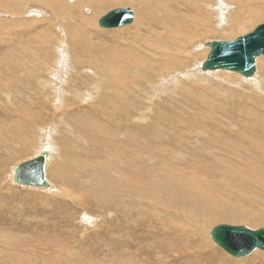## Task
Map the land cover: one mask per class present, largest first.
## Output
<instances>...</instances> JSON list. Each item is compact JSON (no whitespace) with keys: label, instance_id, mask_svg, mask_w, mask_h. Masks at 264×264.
I'll use <instances>...</instances> for the list:
<instances>
[{"label":"rangeland","instance_id":"374dc122","mask_svg":"<svg viewBox=\"0 0 264 264\" xmlns=\"http://www.w3.org/2000/svg\"><path fill=\"white\" fill-rule=\"evenodd\" d=\"M68 1L77 3L81 0ZM163 2L164 0H162ZM182 2L180 1L178 4V10L194 17L195 23L192 25L189 23L190 18L187 19L181 24L180 35L176 40L169 39L175 45L174 51L168 58L158 57L157 52L164 51L165 45L160 50L154 45L147 52L148 57L142 61L143 64L133 68L128 73L132 77L129 102L135 119L126 122L122 127L121 134L116 137L111 136L110 132L101 126L102 129L96 130L93 137L89 138L87 133L89 123L86 126V123L89 122L87 114H95L96 112L102 114L105 105L111 107L112 101L104 95L103 98H98L96 89L92 91L90 98L84 97L79 100L68 93H73L80 86L77 79L86 80L87 77L91 81L88 79L86 84L89 83L95 87H100L103 84L109 85L107 78L110 76V72L114 79L121 75L119 73L123 68L120 67L118 70L120 65L112 63L114 55L109 53L107 48L104 49L105 51L100 50V53L92 48L94 57L84 58V62L87 60L86 64H89V67L80 63L79 68H77L75 66L77 62L73 60L71 54L70 35L68 36L71 33V28L67 29L70 18L66 20L57 18L51 9L44 8V5L36 4V2L0 0V22L4 23V25L0 23V234H3L0 235L3 237L0 238V264H151V257L146 256L145 251L143 252V245H145L143 240L141 239L140 242L142 243L140 244L137 239L138 234H135L133 238L131 234H127L129 225L143 224L142 220L133 218L136 213H141L143 218L154 221L156 227L153 228L152 235L159 232H166L170 235L174 233L176 237L190 235L189 240H192V244L198 250L190 253L191 248L189 246L188 254L177 255L174 264L242 263L238 260L247 261H243V264H264L262 257L258 261H251L255 251L246 257L235 258L231 256L213 241L210 234L211 229L220 224L259 229L264 227V222L258 223L251 219L240 220L235 217L219 215L207 228L195 232L198 228L195 227L194 221L191 220L190 227V223L185 219V212L177 209L176 206L179 202L177 197L182 194L184 196L192 195L196 201L202 196L212 200L213 195H215L218 199L220 198L218 201L231 205L234 203L233 196L240 191L241 187L240 194H237L239 195L238 201L247 204V192L250 189L255 192L262 189L250 176L251 171L248 168L255 167L252 170L258 172L257 174L264 180V162L261 165L259 156L256 157L255 163L249 157L254 152L251 150L255 143L252 138L258 137L257 139L264 140L260 133H254L253 130L255 129L252 128L256 124L253 112L259 111L264 114V98L258 93L252 92L253 87H257L256 84L264 86V82L260 81L263 76L261 72L264 56L257 59V71L251 78L228 71V73L235 74L236 77L230 83L223 81L225 79L219 74L222 71H207V73L201 69V65L210 52V47L205 46V44L210 41L234 40L251 32L257 25L264 23V17L260 16L246 31L239 32L238 29L234 34H229L228 28L238 24L227 22L220 27L222 23L217 11H224L222 13L225 14L227 20L237 10L235 4L225 0H209V6H205L199 0H193V9H188ZM219 2H222L228 10L219 8ZM123 7H130L134 10L135 20L132 24L119 27V29H107L99 26L100 17L110 10ZM83 8V13H92L90 7ZM257 9L258 7H247L246 14L249 16L250 13H253L252 11ZM202 11L207 13L210 22L207 25L208 31L205 36L199 34L203 28V23L200 20ZM14 12L16 13L14 14ZM137 17V10L131 5H119L104 10L96 16L92 24L93 30L83 33L82 38L77 41V50L85 56L82 46L94 37L102 38L103 40L100 39V41L103 46L112 47L114 42L111 39H115L113 33H123L125 36L122 39L132 35L136 31L134 26L138 25ZM29 18L36 21L47 18V20L53 21L52 32L57 40L47 52L42 49L41 51L37 50L35 54L30 53L28 46L32 30L31 28L24 29L27 26L25 25L27 23L24 22H27ZM226 20L223 21L226 22ZM223 28L225 31H222ZM20 29L24 30L21 31ZM95 32L102 33L104 36H96ZM161 32L163 31L160 28L156 29L158 35ZM157 42V40L154 41L155 44ZM35 46L38 47L39 44ZM24 54L32 62L37 63L39 66L37 70L41 71L29 69L28 78L25 80L21 78L20 80H12L10 76L6 77L5 80L1 79L5 66H13L12 69H15L14 65ZM28 58H26L27 61ZM14 59H16V63ZM94 67H97L95 68L97 70ZM76 69L77 71H74ZM90 69L93 70L92 73L89 71ZM33 74H37V76H33ZM197 77H202L204 80L197 84L193 82ZM110 85L108 86L110 89L115 86L113 83ZM62 89L66 90V93L56 100L55 98ZM205 90H211L213 93L203 98ZM101 94H103V90H101ZM223 96L227 98H223ZM261 97L263 98L262 104L254 102H258ZM213 100H216V103H207ZM246 100L248 102L242 105ZM221 103H223L222 108L220 107ZM215 104L219 105V108L213 111ZM235 109L242 112L237 113L233 111ZM92 110L93 113L87 112ZM76 114L85 116H77ZM234 116L237 117L230 121L229 117L234 118ZM139 117L145 119L140 120ZM81 119L86 120V122L79 127L76 121L82 123ZM119 119H113L112 124L122 125V120ZM97 121L104 124L106 121L111 122V118L106 114L98 115ZM65 123L68 126L64 125ZM227 124L234 125V130L231 131L226 126ZM76 125L77 128H74ZM246 126H250L247 128L249 134L242 133L237 138L232 135V132L241 133L242 128ZM142 128L146 135L151 136L140 138ZM18 130L24 131L22 133L25 135L22 139L17 135ZM227 131H231V134ZM99 133L109 134L112 137L111 143L107 144L105 137L98 135ZM253 134L254 136H252ZM242 135L243 137H241ZM160 136H173L175 138V143L168 146L169 153L174 160L173 169H183L185 163L192 162L198 165L201 170L195 174L186 172L184 175L180 172V174L172 172L173 169L157 168L160 163L158 162L160 160L157 159L158 154L160 155L157 147L162 144H156L155 139ZM127 137L136 141L133 151L140 157L137 158L135 154L132 155L133 157L123 156L122 165H124L121 170L128 168L132 173L130 177L122 176L121 179L130 185V189L131 186L137 189L136 194H131L130 197L126 198L127 194L123 188L117 193L109 190L111 189L110 179L114 175L107 172L105 164L113 149L121 150L124 144H127L124 140ZM227 138L228 140H225ZM215 139L224 142L223 146L226 148L223 147L224 151L213 145L216 142ZM247 139L250 141L252 139V141L248 142ZM43 142L46 144L44 145ZM239 144L242 148L239 150L240 155L236 157L231 153L230 148ZM118 145L123 146L119 148ZM41 147L50 149L48 151L46 178L53 187L52 191L47 190L50 188L34 187L31 189V187L13 183L11 176L14 167L24 160H28V158L32 159L37 156L40 153H37V150ZM223 154L232 162L237 160L234 161L237 166L246 163L245 168L234 176L229 168H226L225 163H219L220 161L213 157L219 158ZM255 156L253 154V157ZM113 159L109 160L111 168L116 164ZM65 161L67 162L65 163ZM104 169L106 173L103 189L100 191L101 197L104 198L105 194L109 195L111 208L115 206L113 209L106 206L100 207L97 203L100 198L98 188L103 180L100 174L103 173ZM260 174H263V177ZM93 177H95L96 183L92 181ZM59 179H64L68 183L69 188L67 189L69 191L64 190ZM71 184L74 188H71ZM141 189L144 190L143 195L137 193ZM153 193L154 195H152ZM156 194L159 195L156 196ZM150 195L151 197H148ZM115 196L119 197L118 201H115ZM248 196L250 197V194ZM130 198L138 200L137 204L132 205L131 200H128ZM147 201H153L156 204L154 206L156 209L153 207L151 211H148ZM229 212L230 210L227 208L224 213L228 214ZM125 213L131 219L128 223L123 218L126 217ZM166 217L168 219L170 217V219L166 221ZM181 223H186L188 228L178 230L179 233L177 230L168 229L169 225L179 227ZM98 231H100L99 234H97ZM183 238H188V236H183ZM202 238L209 241L207 245H211L210 248L201 249L198 246ZM256 251L264 255V251ZM160 257L163 261L169 260L166 255ZM148 258L149 260H146ZM196 259L199 260L196 261ZM200 259L204 261L200 263ZM174 260L168 264L173 263Z\"/></svg>","mask_w":264,"mask_h":264},{"label":"bare ground","instance_id":"6f19581e","mask_svg":"<svg viewBox=\"0 0 264 264\" xmlns=\"http://www.w3.org/2000/svg\"><path fill=\"white\" fill-rule=\"evenodd\" d=\"M22 1H25V0H22ZM27 1H30V2L32 1L33 3L36 2V4L44 5V8L48 7L49 9L52 10V12L55 14V16L57 18H60V19H63V20H66L68 18L71 19L69 21V23L67 24V29L71 28V33H69V34L67 33V34H68V36L70 35V39L69 40H71V44H72L71 45L72 46V50H71L72 53L71 54L73 55V60L77 62V65H75L77 68H79L80 63L87 65L86 64V62H87L86 59H85L86 62H84V58L85 57H94V54L92 53L93 52L92 48H95L97 51H99V53H100V50L105 51L104 49L107 48L110 51V52L109 51L108 52L111 53L112 55H114L113 58H112V63L120 65L118 70L120 69V67L123 68V70L119 73L121 75H119L118 77H116L114 79L112 77V73L111 72H110V76L108 78L105 76L108 79V81H109V85L111 83L115 84L114 88H112V89H110V87H108L109 85H106V84H103L100 87H95L93 85H90L89 83L86 84L88 82V79H89L86 76L87 77L86 80H78L77 79V81L80 84V86H78V88L76 90H74L73 93L72 92L68 93L70 96L73 95L72 97H75V98H77L79 100V99H83L84 97L90 98L92 91L96 89L98 98H101V97L103 98V95H104L105 97L107 96L112 101V105L110 104L111 107L108 106L109 108L107 107V105L104 104L105 107H104V109L102 108L104 110V112L102 114H98L97 112L95 114H87L89 122L86 123V126L89 123V130L87 131V133L89 134V138H92L94 132L96 130H98V129H102V127L106 128L110 132L111 136L116 137L117 135L121 134L122 127L126 124V122H130L131 120L135 119L133 117L132 106H131V104L129 102V99L131 97L130 86L132 85V77L129 76L128 73H130L133 68L139 67L140 65L143 64L142 61H144L148 57L147 52L154 45H156V48L159 49V50L162 49L164 47V45H165L164 51L157 52V56L158 57H166V58H168L169 55L175 49V45L172 43L171 40L175 41L176 38L180 35L179 32H180V29H181V24L184 21H186L187 19H189V18H190V20H189L190 24L193 25L195 23V18L194 17H191V15L188 14V13H186V14L181 13L178 10V4L180 3V1H183L182 3L184 4V6L186 8L193 9V4H192L193 0H164L163 3H162V0H81L80 2L77 0L79 3L78 2L77 3H74V2L71 3V1H68V0H27ZM199 1H201V3L203 5L209 6V4H208L209 0H199ZM225 1H227L228 3L232 2L233 4H235L237 6V10L234 12L233 15H230V17H228L227 20L225 18V14L222 13L224 11H222V12L217 11L218 14H220V22L222 23V25H220V27L223 26L224 23L226 24L227 22L228 23L232 22V23H237L238 24L235 27L228 28L229 34H234L238 29L240 30L239 32L246 31L247 29H249L259 19L260 16L264 17V0H225ZM119 5H131V6L136 8L137 13H138V17H137L138 25L134 26L136 31L133 32L132 35L127 36V37H125L123 39H122V37L125 36L123 33H121V32L113 33L114 34L113 37L115 39H111V40L114 42V45H112V47H110V48L103 46L102 42L100 41V39H102V38H99V37L95 38L94 37L92 40H88L82 46L85 56L80 54V52L77 50L76 43H77L78 40H80L82 38V34L83 33H88V32H91V30H93L92 24L95 21L96 16L99 13L103 12L104 10H106L108 8L111 9L112 7H116V6H119ZM220 6H223L224 10H225L226 6L223 5L222 2H219V8H221ZM83 7H87V8L90 7L92 9V13H90V14L83 13V11H82V9L84 10ZM247 7H249V8L258 7V9L256 11H252L253 13H250V15L248 16L246 14ZM226 9L228 10V8H226ZM15 13L16 12H14V14ZM26 20H27V18H26ZM200 20L203 23V26H202L203 28H201V30L199 31V34L201 36H205L207 34V31H208V26L207 25L210 23L209 19L207 17V13L205 11H202V13L200 15ZM223 20H226V22H224ZM54 21H55V19H54ZM52 22L53 21L47 20V18L46 19L44 18L43 20H40V21H36L35 19H31L30 20V18H29V20L27 22H24V23H27V24H25L27 26L25 28L24 27L23 28L24 29L31 28V30H32L31 40H30V43H29V46H28V48L30 50V53L35 54V52L37 50L41 51L42 49H45L44 51L47 52L49 49H51L53 47V45L56 42L57 38L53 35V32H52V29H53L52 28L53 27ZM64 23H66V22H64ZM1 24L4 25V23H1ZM11 28H12V26H11ZM157 28H160L163 31L159 35L156 33V29ZM24 29H20V30L22 31ZM9 30H10V28H9ZM222 31H225V28H223ZM95 35L96 36H104L102 33H97V32H95ZM148 35H151V36L149 37ZM169 39H171V40H169ZM63 40H64V38H63ZM155 40L158 41L156 44L154 43ZM59 42H61V41H59ZM38 44H39L38 47L35 46V45H38ZM116 46H118V47H116ZM63 47L65 48V45ZM69 53H70V51H69ZM63 54H64V52H63ZM15 55H16V52H15ZM26 58H28V56L26 54H24L23 56L20 57V59L17 60V63H16V59H14V62L16 64L15 65L12 64V65H14L15 69H12L13 66L6 65L5 69L3 70L1 79L5 80L6 77L10 76V78L12 80H18V79L20 80V78L22 80H25L26 78H28V70L29 69H33V70H35L37 72L41 71V70H37V67H39L37 63L32 62L29 58H28V61H27ZM9 59H11V58H9ZM87 66L89 67V64ZM92 67H90V68H92ZM262 67H263V70H262L261 74L263 76L260 79V81L264 82V61L262 62ZM95 68H97V67H94V69ZM260 68H261V66H260ZM95 70H97V69H95ZM51 71H52V69H51ZM74 71H77V69L74 70ZM89 71L91 73L93 72V70H91V69ZM98 71H99V69H98ZM220 71H222V72L219 73L220 76H222L225 79L223 81H226V82L230 83V82H232V81H234L236 79L235 74L228 73V71H225V70H220ZM197 72H199V71H197ZM208 72H210V71H208ZM59 73H57V74H59ZM33 76H37V74H33ZM100 76H101V74H100ZM60 78H62V77H60ZM91 79H93V78H91ZM203 80H204V78L197 77L195 80H193V82L198 84V83L202 82ZM89 81H91V80L89 79ZM261 85L260 84H256L257 87H253V91L252 92H256V93H258L260 96H262L264 98V88H263L264 86L262 87ZM89 88H90V90H89ZM101 90H103V94L100 95ZM131 91H133V90H131ZM65 93H66V90L62 89V91L59 92V95L55 99L57 100L59 97L63 96ZM212 93L213 92L211 90H205L203 92V98L208 97L209 94L211 95ZM224 97L225 96H223V98ZM262 97L260 98V100L258 102L254 101V100L253 101L255 103L262 104V101H263ZM225 98H227V97H225ZM216 100H218V99H216ZM216 100H213V101H210V102H207V103H214ZM111 101H109V102H111ZM247 102H248L247 100L244 101L242 105H245ZM191 103H193V102H191ZM222 104L223 103L220 104V107L222 106ZM95 105H97V104H95ZM217 108H219V105L215 104V106H213V111H215V109H217ZM164 110H167V109H164ZM233 111H236L237 113H241L242 112L239 109H235ZM87 112H90V113L92 112L93 113L94 111L92 110V111H87ZM167 112H169V111H167ZM67 113H69V112H67ZM103 114H106V116H109L111 118V122H107L106 121V123L100 124L97 121L98 115L103 116ZM164 114L166 116V113H164ZM76 115L77 116H85V115H81V114H76ZM253 116H254L255 123H256V124H254L252 126V128L255 129V130H253V132L254 133L259 132L261 137L264 139V114L259 112V111H254L253 112ZM236 117L237 116H234V118L233 117H229V120L232 121ZM244 117L246 118L247 116H244ZM69 118H71V117H69ZM119 118L122 120V125H119L118 123H113L112 124V120L113 119L118 120ZM138 119L144 120L145 118L144 117H139ZM71 120H72V118H71ZM81 121H82V123L80 121H78V120L76 121L77 125L79 127L82 126V124L84 122H86V120H83V119H81ZM67 124H68V122H67ZM67 124L65 123L64 125L68 126ZM77 125L74 128H77ZM226 126H228V128L231 131L234 130V128H235L234 125L227 124ZM28 127H29V125H28ZM249 127L250 126H246V127L242 128L241 133L240 132H237V133H233L232 132V135L236 136V138H237V136L241 135L242 133L249 134V132H247L248 131L247 128H249ZM70 130H71V127H70ZM231 131H227V132H230V134H231ZM22 132H24V131L18 130V133H17V135L21 139L25 135ZM31 132H32V130H31ZM227 132H224V133H227ZM8 133H10V132H8ZM102 133H99L98 135L104 136L106 141H107L106 143L110 144L111 143L110 141L112 140V137L109 134H102ZM50 135H51V133H50ZM147 136L149 137L151 135H146V132L142 128L140 130V138H146ZM252 136H254V134ZM241 137H243V135ZM244 138H245V136H244ZM247 138H249V137H247ZM257 138L256 137L252 138L255 143H254V147H251V150H254V152L251 153V155H249V157L255 163L256 157L259 156L258 159H259V162L262 165V163L264 162V158H263L264 157V140L257 139ZM252 139H251V141H252ZM50 140H51V138H50ZM124 140L129 145H127V144H124V146L123 145H121V146L118 145V146H120L119 148H121L123 146L121 148V150H117V148L114 147L115 149H113V151L110 152V157L108 158V161L105 164L107 166V168H105V169L107 170V172H109V174L114 175L110 179L111 180L110 181L111 189H109V190H112V192L117 193V192H119V190H121L123 188V190L127 194V196H126V198H127V197H130L131 194L132 195L136 194L137 189L135 187H132V186H131V189H130V185L128 183H126L125 180L121 179V178H123L122 176H129L130 177L131 176L130 174L132 173V171L129 170L128 168H125V169L121 170V168L124 165V164L122 165V162L124 160L123 156L131 157L134 154L136 155V153H134V151H133L134 142H136V141L133 138L130 139V137H127ZM225 140H228V138L225 139ZM215 141L216 142L213 145H215L216 148H219V149L224 151V148H225L223 146L224 142H219L217 139H215ZM249 141L250 140H248V142ZM120 142H121V140H120ZM155 142L158 145L162 144L161 146L157 147L158 148V152L160 153V155L158 154V156H157V159L160 160V161H158L160 163L158 164L157 168H164V169H169V170L173 169L172 165L174 164V160H173L172 156L169 153L168 146H171V145H173L175 143V138L173 136H170V137L160 136V137H156ZM236 142L238 143V141H236ZM43 144L45 145L46 142H43ZM228 144H232V143H228ZM245 144H247V143H245ZM42 147L39 150H37V153L38 152H42L44 150L48 152L50 150L48 148H45V147L42 148ZM241 148H242V146H240V144L237 145V146H232L230 148L231 151H232L231 153L234 156L238 157L240 155L239 150ZM154 149H156V147H154ZM96 150H97V148H96ZM138 152H140V151L138 150ZM256 152H258V154H256ZM111 154H112V156H111ZM225 154H228V153H225ZM253 154H255L256 156L253 157ZM143 156H145V155H143ZM113 157H114V159H113ZM139 157L137 156V158H139ZM213 157H215L217 160H219L220 161L219 163H222V164L225 163L226 168H229V171L232 172L234 174V176H236L241 169L245 168V164L246 163H243L240 166H237V165L234 164V161L236 162L237 160H234L232 162L224 154L221 157H219V158L216 157V156H213ZM111 159L116 161V164L113 165V168H111V166H109V160H111ZM145 159H147V158H145ZM28 160H29V158H28ZM98 160H100V159H98ZM250 161H248V162L250 163ZM66 162L67 161H65V163ZM71 162L73 163V161H71ZM258 166H260V164H258ZM15 167L13 169V173H14ZM214 168H215V166H214ZM247 168H248V166H247ZM249 168H248V170L251 171L250 176L254 179V181L256 183H258L260 185V187L262 189L259 192H255L254 190L250 189L247 192V199H248L247 204L246 203H241V202L238 201L239 195H237V194H240V191H241L242 187H241L240 191L235 196H233L234 203L231 204V205H227L224 202L218 201L220 198L218 199V197L215 196V195H213V199L212 200H208V199L205 198V196H202V197H200L198 199V201H196L194 196L188 195V194L185 195V196H184V194H182V195L177 197V198H179V202H178L179 206L176 205L178 207L177 209L182 210L183 212H185V214H184L186 216L185 219L187 220V222L190 223V227H191V224H192L191 220L194 221L195 227L198 228L195 232L202 231L205 228H207L213 221L216 220V217L219 216V215H226V216H229V217H235V218H238L240 220L251 219V220H253L255 222L257 221L258 223L264 222V180L257 174L258 172L256 173L255 171L252 170L255 167H252L251 169H249ZM105 169L103 170V173L100 174L103 177V180L100 182V185H99V188H98V194H99L100 198L98 199L97 203L100 205V207H103V206L105 207L106 206V207H110V209H113V208H115V206L113 208H111V206L109 204L111 197L109 195H106V194H105L104 198L101 197V192L100 191L103 189V185H104V180H105L104 175L106 173ZM200 170L201 169L198 168V165H196L195 163L187 162V163L184 164V168L183 169H176V170L173 169L171 171L176 173V174L179 173V172L183 173V174L186 173V172H190L191 174L192 173L195 174V173H198ZM13 173H12L11 177H12L13 183H15L14 180H13ZM263 174H260V175L262 176ZM179 176H181V175H179ZM177 178H178V176H177ZM59 180H60L61 186L64 188V190L69 191L67 189V188H69L68 183L65 182L64 179H59ZM92 181L94 183H96L95 182V177L92 178ZM181 182H182V180H181ZM72 186L73 185L71 184V188H74ZM32 188H34V187H31V189ZM150 188H152V187H150ZM52 189H53V187H51L50 189H47V190L48 191H52ZM159 190H161V189H159ZM161 191H163V190H161ZM137 193L139 195H143L144 194V190L141 189ZM168 193H170V192H168ZM212 193L213 194H218V193H215V192H212ZM248 194H250V197L248 196ZM152 195H154V193ZM158 195L159 194H156V196H158ZM166 195H167V193H166ZM148 197H151V195L148 196ZM160 197H161V195H160ZM211 197H212V195H211ZM167 198H169V197H167ZM167 198H166V200H167ZM158 199L160 200L159 197H158ZM118 200H119V197H116L115 201H118ZM128 200H131L130 203L132 205L134 203H135L134 205H136L137 202H138V200H136L134 198H130ZM173 201H174V198H173ZM214 203H216V204H214ZM154 206H156V204L153 201H147L146 207H147L148 211H151ZM161 207H162V205H161ZM154 208L156 209V207H154ZM227 208H229L230 212L228 214H225L224 212H225V210ZM137 211H142V210H137ZM123 218L126 220L127 223L131 220L130 218L127 217V214H126V217H123ZM133 218H137L138 220H142L143 224L129 225L127 227V234H131L132 238H133V236L135 234L136 235L138 234L137 239L139 240V242L143 240V243L145 244V245H143L144 246L143 252L145 251L144 253L146 254V256H150L151 257V259H150V260H152L151 264H168L172 260H174L177 257V255L188 254V247L189 246L191 248V252L190 253H192V251H197L198 250V248L194 247V245L192 244V240L191 239L189 240V236H190L189 234L183 235V236H188V238H183V236L176 237L175 234L171 233V232L170 233L172 235H170L169 233H166V232H159V233H156V235H152L151 232H154L153 228L156 227L155 226L156 224H154L153 220H149V219L143 218V214H141V213L134 214ZM169 219H170V217H169ZM169 219L167 217L165 218L166 221H168ZM187 226H186V223H181L179 225V227H177L175 225H169L168 229L177 230V233H179L178 230L186 229V228H188ZM99 232L100 231H98L97 234H99ZM0 235H3V234L1 233ZM9 235H11V234H9ZM5 236H7V235H5ZM0 238H3V237H0ZM130 242L132 244V241H130ZM141 243L142 242H140V244ZM207 243H209V241L207 239H205V238H202L201 239V243L198 246L201 249H203L205 247L210 248L211 245L208 246ZM180 246H182V247L180 248ZM216 253H218V252H216ZM161 255L168 256L169 260L163 261L161 259V257H160ZM256 257H257V259H255ZM260 257H262L264 259V255L262 253H260V252L255 250V253H253V255H252L253 259L251 261H255V260L258 261V259H260ZM146 260H149V258L146 259ZM197 260H199V259H196V261ZM202 261H204V260L202 259L200 261V263H202ZM243 261L247 262L246 260H238V262H242L240 264H243ZM174 262H175V260L171 264H174ZM205 263H206V261H205ZM244 264H247V263H244Z\"/></svg>","mask_w":264,"mask_h":264},{"label":"water","instance_id":"95a60500","mask_svg":"<svg viewBox=\"0 0 264 264\" xmlns=\"http://www.w3.org/2000/svg\"><path fill=\"white\" fill-rule=\"evenodd\" d=\"M224 10V7L221 6ZM135 20V13L130 7L110 10L99 19V26L107 29L130 25ZM210 47L201 69L207 71L226 70L251 78L257 71V59L264 56V23L257 25L234 40L210 41ZM49 154L42 151L38 156L19 163L14 170L15 183L38 188H51L46 178V166ZM213 241L233 257L241 258L255 250L264 251V227L252 229L247 226L220 224L211 229Z\"/></svg>","mask_w":264,"mask_h":264}]
</instances>
